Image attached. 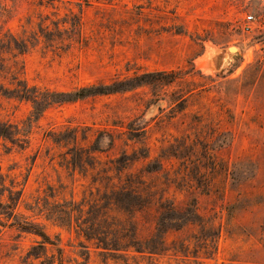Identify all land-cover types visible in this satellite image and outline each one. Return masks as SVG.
Instances as JSON below:
<instances>
[{
    "label": "rangeland",
    "instance_id": "1",
    "mask_svg": "<svg viewBox=\"0 0 264 264\" xmlns=\"http://www.w3.org/2000/svg\"><path fill=\"white\" fill-rule=\"evenodd\" d=\"M0 134V264H264V0H0Z\"/></svg>",
    "mask_w": 264,
    "mask_h": 264
},
{
    "label": "trees",
    "instance_id": "2",
    "mask_svg": "<svg viewBox=\"0 0 264 264\" xmlns=\"http://www.w3.org/2000/svg\"><path fill=\"white\" fill-rule=\"evenodd\" d=\"M25 90V92H23L22 90H19V92H22L21 94H20V98L21 99H23V98H27V99H31L32 100V102L33 103H36L37 102V99H36V97H29L28 96V89L26 88V89H24ZM111 92H117V91H111ZM95 94H98V95H105V94H107V93H104L103 91H100V92H97V93H95ZM74 98L73 99H70V100H63V101H51V103H67V102H71V101H73V100H76V99H81L82 98V96H79V93H74ZM2 135L0 134V137H1ZM7 138H9L8 136H6ZM7 206V205H6ZM43 236V235H42Z\"/></svg>",
    "mask_w": 264,
    "mask_h": 264
},
{
    "label": "built area",
    "instance_id": "3",
    "mask_svg": "<svg viewBox=\"0 0 264 264\" xmlns=\"http://www.w3.org/2000/svg\"><path fill=\"white\" fill-rule=\"evenodd\" d=\"M246 22L248 24H254V23H256V18L253 15H249L246 17Z\"/></svg>",
    "mask_w": 264,
    "mask_h": 264
},
{
    "label": "water",
    "instance_id": "4",
    "mask_svg": "<svg viewBox=\"0 0 264 264\" xmlns=\"http://www.w3.org/2000/svg\"><path fill=\"white\" fill-rule=\"evenodd\" d=\"M230 51L233 52L234 49L231 48ZM221 59H222V56H218V58H217V63H218Z\"/></svg>",
    "mask_w": 264,
    "mask_h": 264
}]
</instances>
